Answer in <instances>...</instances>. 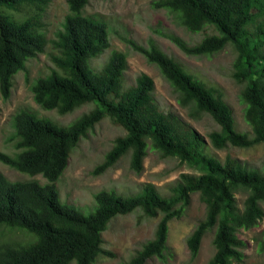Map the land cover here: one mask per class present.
I'll return each mask as SVG.
<instances>
[{"label": "trees", "instance_id": "obj_1", "mask_svg": "<svg viewBox=\"0 0 264 264\" xmlns=\"http://www.w3.org/2000/svg\"><path fill=\"white\" fill-rule=\"evenodd\" d=\"M52 2L0 0L1 96L3 100L10 98L15 76L24 72L27 77V63L51 44L56 52L50 56L53 68L31 86L35 103L60 115L88 104L95 108L66 127L28 110L13 116L9 141L14 156L0 151V163L32 180L11 182L0 173V225L25 231L35 240L1 244L0 264H94L100 256L115 258L113 252L103 248V233L114 218L137 211L147 219H160L153 237L121 264L164 259L168 224L183 217L193 194L205 204L206 214L185 240L190 260L197 258L203 238L215 230L214 252L208 264L241 262L247 244L238 231L255 228L264 219L259 207L264 203V172L245 167L229 156L221 161L207 153L204 137L175 113L161 109L154 96V81L148 75L140 74L133 86L125 88L124 53L113 51L101 70L93 69L91 61L109 49L110 41L107 24L85 15L89 0H67L68 14L54 39L49 40L44 17ZM152 7L174 14L190 33L215 32L194 46L166 34L186 55L211 56L228 45L235 49L233 78L245 84L241 99L251 132L236 130L233 111L220 89L187 73L154 40L150 39L147 47L132 39L122 40L159 68L179 92L178 103L191 107L192 118L207 114L219 126L208 135L213 149H248L264 144V0H157ZM105 118L126 134L115 139L95 175L113 168L129 152L130 169L141 175L148 141L163 158H177L202 173L181 174L170 186L169 195L160 194L150 183L128 197L101 191L94 196L95 211L79 213L62 203L57 182L69 166L72 151ZM36 177L45 183L34 180ZM241 188L249 191L244 210L239 209L235 198Z\"/></svg>", "mask_w": 264, "mask_h": 264}, {"label": "rangeland", "instance_id": "obj_2", "mask_svg": "<svg viewBox=\"0 0 264 264\" xmlns=\"http://www.w3.org/2000/svg\"><path fill=\"white\" fill-rule=\"evenodd\" d=\"M157 0H89L85 15L101 20L108 26L110 47L98 59L91 61L96 71L107 63L113 51H119L127 56V70L124 75L125 88L135 84L140 74L151 77L155 84L154 96L164 112H173L191 125L207 142V153L219 160L229 156L242 163L245 167L264 172V144H258L248 149L228 147L223 150L213 149L208 135L219 130V126L207 115H199L194 119L190 116L191 107H182L178 103L179 92L161 74L159 68L149 63L146 58L134 52L122 38L132 39L147 47L150 39L168 56L178 61L187 73L208 86L220 89L224 99L233 111L236 130L240 133H250L251 128L245 122V103L241 93L245 84H239L233 78V64L237 53L228 45L223 50L211 56L193 57L186 55L165 35L174 34L188 45L198 44L207 34L215 32L208 29L203 33H190L180 25L176 16L167 10H156L152 2ZM68 14L67 0H53L48 7L44 21L45 34L49 40L61 28ZM253 31V28H250ZM56 54L49 44L45 52L27 63L28 75L18 73L14 78L11 96L3 100L0 93V151L14 156V148L9 137L13 133L11 120L20 110H28L38 118L49 119L57 125L69 126L95 108L94 104L84 105L74 112L60 115L56 111L41 109L33 99L31 86L38 78L48 75L53 68L50 56ZM126 132L116 126L111 119L105 118L82 138L72 151L69 166L57 182L62 203L74 208L83 215H89L96 209L95 194L101 191L115 192L119 196L128 197L141 192L144 184L156 186L162 195H169L170 186L179 179L181 174L199 176L202 172L198 167L181 163L177 158H163L161 153L151 148L148 141L147 156L143 162V173L135 174L130 169L131 153H127L113 168L95 175L94 171L113 148L115 139L124 136ZM0 173L11 182L32 180L27 175L0 163ZM34 180L44 184L45 180L36 177ZM249 191L238 189L235 193L237 206L245 209V201ZM264 211V203L259 204ZM206 206L200 201L198 194L190 197L189 205L181 219L172 220L168 224V250L165 258H153L147 264H208L213 255L212 240L215 230L208 233L202 240L199 254L194 261L190 260L186 250L185 240L203 220ZM160 217L147 219L141 211L127 216L114 218L108 229L103 233V248L115 254V258L100 256L94 264H121L128 261L142 245L150 240L155 232ZM238 236L245 241L247 247L243 251L244 258L236 264H264V219L258 226L250 230H239ZM25 231L0 225V245L23 244L33 242ZM71 264H76L72 262Z\"/></svg>", "mask_w": 264, "mask_h": 264}]
</instances>
